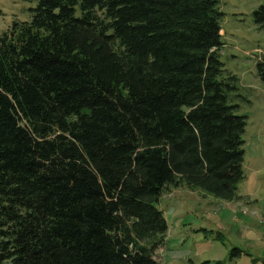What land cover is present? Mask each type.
<instances>
[{
    "label": "trees",
    "instance_id": "trees-1",
    "mask_svg": "<svg viewBox=\"0 0 264 264\" xmlns=\"http://www.w3.org/2000/svg\"><path fill=\"white\" fill-rule=\"evenodd\" d=\"M218 4L35 0L0 34V264H158L165 192L235 198Z\"/></svg>",
    "mask_w": 264,
    "mask_h": 264
},
{
    "label": "rangeland",
    "instance_id": "rangeland-1",
    "mask_svg": "<svg viewBox=\"0 0 264 264\" xmlns=\"http://www.w3.org/2000/svg\"><path fill=\"white\" fill-rule=\"evenodd\" d=\"M262 1L219 0L218 4L219 79H234L229 103L245 117L244 179L229 204L184 187L165 192L155 204L167 226L163 245L156 251L158 264H251L250 259L264 264V238L240 239L248 227L255 234L264 233V82L255 69L257 62L264 66V30L251 20ZM34 6L35 0H0V34L13 22H28ZM231 215L237 224L229 221ZM233 248L241 254L230 260Z\"/></svg>",
    "mask_w": 264,
    "mask_h": 264
},
{
    "label": "crops",
    "instance_id": "crops-1",
    "mask_svg": "<svg viewBox=\"0 0 264 264\" xmlns=\"http://www.w3.org/2000/svg\"><path fill=\"white\" fill-rule=\"evenodd\" d=\"M197 193H199V192H197ZM246 193V192H245ZM247 194V193H246ZM232 201V200H231ZM231 201H229V202H226L227 204H229V203H231ZM212 204H214V201H212L211 202ZM231 213V212H230ZM227 218L229 219V221L230 222H232L233 224H237V218H235L234 216H227ZM220 219V218H219ZM228 219H224V221H226V220H228ZM264 222V221H263ZM238 229V228H237ZM201 230H204V229H201ZM246 232H244V234L240 237V239H242V240H246V238H248V240L249 241H251V238L253 237V236H256L255 238H256V240H258V239H263L264 238V233H262V232H260V233H258V234H255L254 232H253V230L250 228V227H248L246 230H245ZM235 232H237V230L235 231ZM233 249H236V248H233ZM238 251H239V253H237V255H234V256H230L229 258H230V260H232L233 258H236V257H239L240 255L239 254H241V250L240 249H237ZM156 253L157 252H155V254H154V258H155V256H156ZM244 254V253H243ZM156 259V261H158L157 260V257L155 258ZM247 259V258H246ZM248 261H249V259H247ZM250 263L251 264H254L255 263V260H253V259H250Z\"/></svg>",
    "mask_w": 264,
    "mask_h": 264
}]
</instances>
